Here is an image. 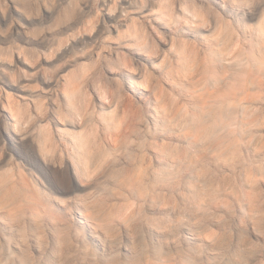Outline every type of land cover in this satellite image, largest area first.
I'll list each match as a JSON object with an SVG mask.
<instances>
[{
	"label": "rangeland",
	"instance_id": "rangeland-1",
	"mask_svg": "<svg viewBox=\"0 0 264 264\" xmlns=\"http://www.w3.org/2000/svg\"><path fill=\"white\" fill-rule=\"evenodd\" d=\"M1 110L0 264H264V0H0Z\"/></svg>",
	"mask_w": 264,
	"mask_h": 264
},
{
	"label": "bare ground",
	"instance_id": "bare-ground-1",
	"mask_svg": "<svg viewBox=\"0 0 264 264\" xmlns=\"http://www.w3.org/2000/svg\"><path fill=\"white\" fill-rule=\"evenodd\" d=\"M142 56V55H141ZM146 57V56H145ZM16 72V70H14ZM14 72V77H15V73ZM21 76H23L22 78L25 79V80H30L32 79V74L29 73L28 71H26L25 73H23ZM65 76L64 75H60V77H57V80L56 82L59 84L60 83V78H64ZM19 81V79H18ZM46 82H48V79H46ZM53 82V81H51ZM9 84V86H15L17 85L14 81H11L10 83H7ZM70 84V82H68L66 84L65 87H67L68 85ZM72 85V84H71ZM39 85H32V84H23L21 86H19V89L22 90V91H26V90H32V91H36V87H38ZM127 86L129 87V89H131L132 91H134L135 93H140V90L132 83V82H127ZM6 88V87H4ZM4 90V89H3ZM42 92H44V90L42 89ZM7 93L9 95V97H13L12 93L10 91L7 90ZM43 98L44 96L41 94V93H37L33 96V101L35 103V105L37 106V108H41V105H42V101H43ZM28 102V100H27ZM7 111V114H5L6 118H7V122H6V125H5V128H6V131H7V136L9 137V139L11 140H16V138L18 139V132L11 128L10 126V121H16L17 123L18 122H21V117L25 114L26 115V112L29 113L30 109H29V104H24V106H19L18 108H15V110L13 109H4ZM4 112H2V110L0 111V116L3 115ZM24 117V116H23ZM67 123H72L74 124L75 122L68 119V118H65L64 119ZM76 124V123H75ZM17 135V136H16ZM32 136V133L30 132H27V135L26 137H31ZM185 231L188 232V233H191V234H196L197 232L193 231L191 228H185ZM94 237V235H92ZM218 252L217 251H214L213 254H217ZM224 260V258H222Z\"/></svg>",
	"mask_w": 264,
	"mask_h": 264
}]
</instances>
